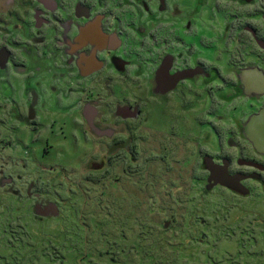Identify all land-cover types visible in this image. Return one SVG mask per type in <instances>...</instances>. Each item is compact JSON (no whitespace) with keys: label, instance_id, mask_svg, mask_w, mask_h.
<instances>
[{"label":"flooded vegetation","instance_id":"1","mask_svg":"<svg viewBox=\"0 0 264 264\" xmlns=\"http://www.w3.org/2000/svg\"><path fill=\"white\" fill-rule=\"evenodd\" d=\"M116 2L0 0V100L7 91L8 133L14 137L23 128L53 135L60 119H49L66 118L69 138L94 140L102 155L100 164L90 165L93 172L117 157L136 163L143 140L154 147L153 140L175 135L195 140L204 173L199 184L212 168L235 178L233 187L246 194L213 187L238 196L251 191L247 182L264 190V153L255 149L247 127L250 119H264V0ZM208 24L217 31L214 60L207 57V44L215 46ZM231 52L234 61L224 67L223 54ZM173 109L177 115L168 117ZM3 112L0 105V119ZM158 119L171 120L160 126ZM186 119H230L225 139L235 153L221 155L220 141L206 149L214 155L202 152L207 136L216 134L205 126L191 138L177 128Z\"/></svg>","mask_w":264,"mask_h":264},{"label":"rangeland","instance_id":"2","mask_svg":"<svg viewBox=\"0 0 264 264\" xmlns=\"http://www.w3.org/2000/svg\"><path fill=\"white\" fill-rule=\"evenodd\" d=\"M210 24L207 34L213 33L215 46L207 44V57L214 60L219 44ZM222 60L230 67L232 52ZM7 94L0 100V264H264V190L247 182L251 191L238 196L208 181L199 184L204 173L195 140L160 137L154 147L143 140L136 163L117 157L93 172L90 165L100 164L102 155L94 140L69 138L66 118L49 119H60L53 135L21 128L12 137ZM46 96L49 92L44 102L51 107ZM230 124V119H186L177 128L194 138L193 132L209 126L217 139L207 136L202 152L214 155L208 150L220 141L224 155L235 153L225 139Z\"/></svg>","mask_w":264,"mask_h":264},{"label":"water","instance_id":"3","mask_svg":"<svg viewBox=\"0 0 264 264\" xmlns=\"http://www.w3.org/2000/svg\"><path fill=\"white\" fill-rule=\"evenodd\" d=\"M259 116H264V111L261 112ZM247 127L249 139L254 144L255 149L264 153V119H250ZM209 170L210 178L208 179V182H211L212 180V186L226 187L239 192L241 195L246 194L240 189L233 187V183L236 182L235 178L227 176L223 171H218L212 168Z\"/></svg>","mask_w":264,"mask_h":264}]
</instances>
